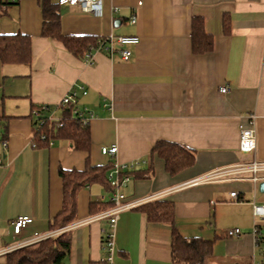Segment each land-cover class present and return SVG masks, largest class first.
I'll list each match as a JSON object with an SVG mask.
<instances>
[{
  "label": "crops",
  "instance_id": "obj_1",
  "mask_svg": "<svg viewBox=\"0 0 264 264\" xmlns=\"http://www.w3.org/2000/svg\"><path fill=\"white\" fill-rule=\"evenodd\" d=\"M134 15L136 23L130 21ZM194 16L202 17L213 37L208 52L192 50ZM42 25L39 0H19L0 14V34H27L32 48L30 63L0 59V264L7 251L54 232L51 220L63 206L59 169H84L87 159L92 165L135 161V169L152 167L150 176H131L119 190L141 203L172 200L184 236L214 240L202 264L258 261L264 243L256 245L252 231L259 223L264 233V220L254 216L253 204L264 202V179L203 177L251 159L239 151L241 126L254 123L256 156L264 160V0H103L101 14L61 5L65 34L139 35L128 60L119 51L93 50L86 62L60 40L43 36ZM224 85L226 92L220 90ZM71 89L78 90V106L90 116V148L75 149L67 138L34 147L35 106H48L44 113L59 118V102ZM159 139L194 149L193 165L168 172L165 160L151 155ZM112 144L117 153L103 154L101 148ZM232 191L240 200H233ZM112 192L100 181L78 192L66 264H98L105 255L109 221L92 218ZM22 215L31 221L16 233L14 221ZM234 227L242 233L228 236ZM171 240L169 223L150 221L137 207L123 210L114 264H176Z\"/></svg>",
  "mask_w": 264,
  "mask_h": 264
},
{
  "label": "trees",
  "instance_id": "obj_2",
  "mask_svg": "<svg viewBox=\"0 0 264 264\" xmlns=\"http://www.w3.org/2000/svg\"><path fill=\"white\" fill-rule=\"evenodd\" d=\"M19 0H0V14L10 5ZM42 7L43 25L42 35L60 40L74 55L84 58L91 47L97 46L99 40L105 42L106 36L65 34L61 28V5L52 0H39ZM224 28L228 23L224 17ZM191 43L194 53H205L213 49L214 41L211 34L204 27V20L200 16L192 18ZM0 59L4 63H30L32 59L31 38L27 34H0ZM61 116L53 118L44 113L48 108L43 105L35 106L40 111L35 123L37 127L33 136L34 147L48 146L56 139H69L75 149L88 150L91 145L90 117L84 111L83 116H75L72 106L58 105ZM50 107V106H49ZM51 109V108H49ZM195 150L188 146L169 141L157 140L151 155L157 154L165 160L168 172L175 174L191 165L195 161ZM113 168V163L106 165H92L88 159L84 169H66L60 167L59 174L63 180V206L52 218L50 228L57 231L73 223L77 218L78 192L93 182H104L110 190H114L107 173ZM152 173V167L147 169H131L120 173L123 176L147 177ZM94 205V204H93ZM113 206L112 201H101L98 211ZM93 207V206H92ZM144 212L150 221L167 222L172 227V259L176 264H202L213 248L214 240L200 236H184L175 224V204L167 198L149 200L136 205ZM133 207V208H135ZM71 229L45 236L42 239L7 251L3 264H66L71 251Z\"/></svg>",
  "mask_w": 264,
  "mask_h": 264
},
{
  "label": "built area",
  "instance_id": "obj_3",
  "mask_svg": "<svg viewBox=\"0 0 264 264\" xmlns=\"http://www.w3.org/2000/svg\"><path fill=\"white\" fill-rule=\"evenodd\" d=\"M60 5L75 6L81 10L93 12L95 14H101L103 0H59ZM132 23L137 22V17L132 16ZM140 42V37L137 34H126V35H113L110 34L106 36L105 42L99 40L97 46L91 47V49L86 52L84 60L86 62L92 61V51L97 50L101 52H106L109 55L114 54L116 51H119L121 58L123 60H128L131 56V45H137ZM80 89L84 94L87 93L84 86H80ZM229 89L228 85H224L220 88L222 92H226ZM59 105L72 106V111L75 116H83L84 111L78 106V90L71 89L67 92L59 102ZM42 108H46L45 106ZM37 114H40V111L37 110ZM88 114V112H87ZM90 117V116H89ZM1 143L4 147L7 146V140L1 139ZM52 143V142H51ZM34 146V144L32 143ZM257 149V137L256 129L254 123L250 126H241L240 127V136H239V151L242 154H247L251 156L249 161H243L236 163L227 168L219 169L212 173L206 174L203 177L204 180H211L220 177L231 176V178L243 179L246 178V174H250L248 179L257 183L258 181L264 179V176L261 173H264V160H259L256 156ZM101 151L105 155H114L118 151L117 144H112L110 146H103ZM2 159L0 158V161ZM137 162H128V163H119L115 162L113 168L109 174V180L111 185L114 187V190L110 196V200L113 202V206L100 211L92 219H107L109 221V229H104L105 240H104V249L105 255L102 256L98 264H114V252H115V231L116 224L119 219V214L121 211L130 209L140 204L141 202L135 200H127L125 195L119 190L124 182L128 180V176L120 177V173L125 170H131L135 168ZM231 196L233 200H240L238 191H232ZM253 213L256 218L259 220H264V202L263 203H254L253 204ZM31 221V217L27 215L19 216L14 221V230L16 233H20L22 229ZM74 225H68L60 228L57 231L52 232L46 236L55 234L60 231L70 230ZM242 233V230L239 227L229 228L226 230L228 236H237ZM253 236L256 245L264 243V233L261 230L259 223H256L253 228ZM45 237V236H44ZM29 243V242H28ZM27 243V244H28ZM141 264V263H140ZM251 264H264V246L261 250V257L258 261H254Z\"/></svg>",
  "mask_w": 264,
  "mask_h": 264
},
{
  "label": "water",
  "instance_id": "obj_4",
  "mask_svg": "<svg viewBox=\"0 0 264 264\" xmlns=\"http://www.w3.org/2000/svg\"><path fill=\"white\" fill-rule=\"evenodd\" d=\"M259 186H260V190L264 191V181H262Z\"/></svg>",
  "mask_w": 264,
  "mask_h": 264
},
{
  "label": "rangeland",
  "instance_id": "obj_5",
  "mask_svg": "<svg viewBox=\"0 0 264 264\" xmlns=\"http://www.w3.org/2000/svg\"><path fill=\"white\" fill-rule=\"evenodd\" d=\"M3 262V259L2 258H0V263H2Z\"/></svg>",
  "mask_w": 264,
  "mask_h": 264
}]
</instances>
